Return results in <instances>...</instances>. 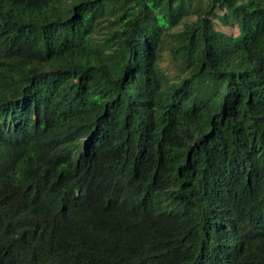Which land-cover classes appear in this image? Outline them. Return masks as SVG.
Listing matches in <instances>:
<instances>
[{
    "label": "trees",
    "instance_id": "1",
    "mask_svg": "<svg viewBox=\"0 0 264 264\" xmlns=\"http://www.w3.org/2000/svg\"><path fill=\"white\" fill-rule=\"evenodd\" d=\"M0 264H264V0H0Z\"/></svg>",
    "mask_w": 264,
    "mask_h": 264
},
{
    "label": "rangeland",
    "instance_id": "2",
    "mask_svg": "<svg viewBox=\"0 0 264 264\" xmlns=\"http://www.w3.org/2000/svg\"><path fill=\"white\" fill-rule=\"evenodd\" d=\"M218 27H223V26L218 25ZM224 29H225L226 31H228V28H225V27H224ZM229 31H230V30H229ZM235 31H236V29H233V32H235ZM162 59H163V60L161 61L162 65H163L166 69H172V68H171L172 64H171V62H170V56H169L166 52L163 53V58H162Z\"/></svg>",
    "mask_w": 264,
    "mask_h": 264
}]
</instances>
